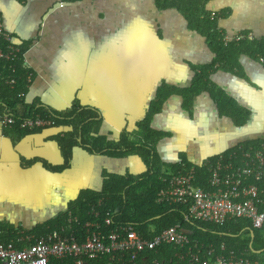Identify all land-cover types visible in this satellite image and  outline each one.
I'll return each instance as SVG.
<instances>
[{"label":"crops","instance_id":"crops-1","mask_svg":"<svg viewBox=\"0 0 264 264\" xmlns=\"http://www.w3.org/2000/svg\"><path fill=\"white\" fill-rule=\"evenodd\" d=\"M207 8L225 13L219 28L228 36H264V0H209ZM0 12L14 44L26 47L32 71L25 102L54 110L93 106L110 139L138 130L163 83L186 87L192 65L213 59L184 17L159 9L156 0H0ZM210 80L250 111L248 122L237 126L207 91L191 108L172 94L151 119L163 133L156 144L162 161L184 156L199 163L242 142L264 141V64L244 56L241 67L216 70ZM67 130L20 133L0 124V226L7 231L51 223L82 190H100L106 173L146 169L137 154L112 158L77 146L67 169L50 171L47 165L64 161L55 137Z\"/></svg>","mask_w":264,"mask_h":264},{"label":"trees","instance_id":"trees-1","mask_svg":"<svg viewBox=\"0 0 264 264\" xmlns=\"http://www.w3.org/2000/svg\"><path fill=\"white\" fill-rule=\"evenodd\" d=\"M209 0H156L161 10H174L181 14L190 29L196 31L207 42L213 59L210 62L192 65L194 72L190 85L177 87L163 83L157 90L156 99L150 105V109L144 119L138 122V130L135 133L124 131L118 139H110L100 131L102 123L101 112L89 105L75 104L64 110H54L48 105H29L25 102L28 92L29 74L32 71L24 62L26 47L20 46L19 51H14L10 58H0V108L10 110L16 118V123L5 128L15 129L20 133H28L45 129H23L18 121L41 116L52 121L51 127H67L70 130L60 132L56 139L62 151L64 161L60 165H47L50 171L59 172L70 166L75 147H83L89 152L103 154L112 158H122L127 155L137 154L145 163L146 169L138 173H106L104 185L100 190L84 189L78 197L71 201L68 210L61 213L49 224L37 225L27 231L33 235V242L42 235L53 230L65 229L67 233H74L77 240L83 241L86 236V223L90 220L100 223V230L107 234L120 225H132L140 234L151 237L164 229L180 224L181 228L190 238V246L197 244L204 250L214 247L220 252V246L226 245L225 253L233 251L238 256L254 259H262L264 254V225L257 226L245 218H233L224 224L203 221L189 216L188 205L181 202L158 201L159 191L166 187L168 179L175 174L184 173L194 167L196 172V184L205 189H210L209 167L219 159V154L211 156L201 162H190L184 156L180 161L166 163L162 161L156 144L163 133L151 126L154 113L158 112L164 102L172 94H179L183 98V106L191 108L194 98L204 91L211 94L219 109L228 115L237 126L245 125L250 116V111L240 105L235 99L225 94L221 89L213 86L210 76L216 70L234 71L241 67L244 56L256 59L264 64V36L252 38L244 33L245 38L236 40L237 35L229 36L224 40L225 32L219 28V18L225 13L212 11L207 8ZM4 50L8 43L1 40ZM16 47H19L16 45ZM14 80V83H9ZM262 140L245 141L232 149L225 151L226 156L231 153L240 154L241 151L258 148ZM28 164L31 162H27ZM166 179V180H165ZM248 182H254L249 179ZM263 190L261 196L264 199V180L257 182ZM264 208V204L262 205ZM93 209L99 213L96 218ZM72 217L73 221L68 222ZM110 217L111 224H106L105 219ZM68 226L71 228L68 229ZM1 240L8 242L16 239L18 231L6 230L0 226ZM187 247L181 248L174 244H163L156 250L140 253L139 264H163L172 262L178 264L180 255L187 251ZM131 256L115 253L102 254L95 258H86V264H131ZM0 264H3L0 261ZM49 264H75V258L50 259Z\"/></svg>","mask_w":264,"mask_h":264},{"label":"built area","instance_id":"built-area-1","mask_svg":"<svg viewBox=\"0 0 264 264\" xmlns=\"http://www.w3.org/2000/svg\"><path fill=\"white\" fill-rule=\"evenodd\" d=\"M248 37L252 38V35ZM243 38L245 35L239 34L235 39ZM229 39L228 35L224 37L226 42ZM1 40L8 43V50H4L0 44V58H10L14 51L20 50L14 44L12 33L5 28L0 13V42ZM9 83H14V80ZM16 122L10 110L0 108V124L12 126ZM18 125L23 129L45 128L52 125V121L37 116L22 119L18 121ZM209 172L210 189L195 183L194 167L165 179L167 185L159 191L158 201L186 204L189 216L203 221L224 224L229 219L245 218L257 226L264 225V199L261 196L263 190L257 184L264 180V142L258 148L243 149L240 154H220L219 159L210 165ZM249 179L254 182H248ZM71 214L69 212L70 216ZM93 215L97 218L99 213L93 209ZM72 221V217L68 218L69 223ZM104 221L108 225L112 222L110 217ZM85 226L86 236L83 241L77 240L73 232L67 233L65 229L53 230L34 242L33 235L26 232H19L16 239L8 242L0 238V261L3 264H49L52 257L72 256L75 264H86V258H95L102 254H112L114 257L118 252L130 255L131 264H139L140 253L156 250L166 243L188 248L180 255L178 264H264V254L261 260L238 256L233 251L226 254L224 243L220 246L219 253L214 247L204 250L197 244L190 246V238L180 224L151 237L140 234L129 224L120 225L107 234L100 230L98 221L90 220ZM1 233L0 229V235ZM163 264L174 263L170 261Z\"/></svg>","mask_w":264,"mask_h":264},{"label":"clouds","instance_id":"clouds-1","mask_svg":"<svg viewBox=\"0 0 264 264\" xmlns=\"http://www.w3.org/2000/svg\"><path fill=\"white\" fill-rule=\"evenodd\" d=\"M1 13V12H0ZM2 15V14H1ZM2 17H3V15H2ZM13 35V34H12ZM14 38V37H13ZM14 41V40H13ZM4 110V109H3ZM6 110H8V109H6ZM2 125V124H1ZM3 126V125H2ZM3 127H7V126H3ZM49 127H51V125L50 126H48V127H45V128H49ZM264 141H262L261 143H263ZM220 154H224V152L223 153H220ZM219 154V155H220ZM232 154V153H231ZM225 155V154H224ZM263 181V180H262ZM260 182V181H259ZM69 212H71V210H68L67 211V213H69ZM72 213V212H71Z\"/></svg>","mask_w":264,"mask_h":264}]
</instances>
